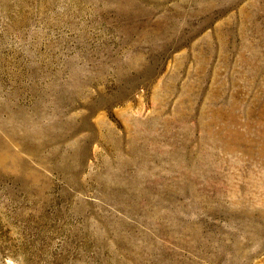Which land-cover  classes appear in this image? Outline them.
Wrapping results in <instances>:
<instances>
[{
  "label": "rangeland",
  "instance_id": "374dc122",
  "mask_svg": "<svg viewBox=\"0 0 264 264\" xmlns=\"http://www.w3.org/2000/svg\"><path fill=\"white\" fill-rule=\"evenodd\" d=\"M0 158V264H264V0H0Z\"/></svg>",
  "mask_w": 264,
  "mask_h": 264
},
{
  "label": "bare ground",
  "instance_id": "6f19581e",
  "mask_svg": "<svg viewBox=\"0 0 264 264\" xmlns=\"http://www.w3.org/2000/svg\"><path fill=\"white\" fill-rule=\"evenodd\" d=\"M27 139H28V137H27ZM29 142V141H28ZM31 142V141H30ZM31 145L33 146V144H30V147H31ZM28 148H29V146H28ZM4 158H6V157H3V159ZM5 160V159H4ZM4 160H3V162H4ZM7 160V159H6ZM0 161H1V158H0Z\"/></svg>",
  "mask_w": 264,
  "mask_h": 264
}]
</instances>
